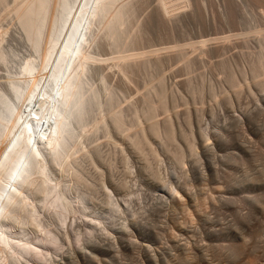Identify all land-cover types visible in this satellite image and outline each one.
<instances>
[{"label": "rangeland", "instance_id": "374dc122", "mask_svg": "<svg viewBox=\"0 0 264 264\" xmlns=\"http://www.w3.org/2000/svg\"><path fill=\"white\" fill-rule=\"evenodd\" d=\"M191 1L189 9L162 19L161 0H145L136 7L137 18L127 23L128 29H139L140 37L136 42L130 39L129 50H167L172 46L173 51H169L171 47L168 52L161 51L162 56L152 58L155 63H132L127 78L110 64L95 72L97 84L101 72L109 77L116 91L113 104L118 102L126 110L127 125L132 124L135 109L141 110L145 99L158 102L155 90L161 89L162 77L171 112L158 110L161 138L148 136L150 145L144 152L118 134L114 135L121 140L118 144L107 141L102 131L90 137V141L100 137V148L93 153L99 168H94L89 157L72 164L89 184H95V190L88 192L89 203L80 206L86 208L87 218L77 213L71 220L70 233L80 234L82 242L76 245L65 240L67 264H231V251H236L238 260H230L235 264H264V210L254 208V199L263 201L264 191L251 186L255 177L264 174V170L258 172L264 168V91L252 72L264 47V32H256L264 30V0ZM3 7L0 3V29L9 30L3 43L8 61L6 66L0 65V89L5 91L14 80L9 77L16 78L22 71L19 61H27L31 51L17 15L6 18ZM201 40L211 44L197 51L194 44ZM180 44L186 46L178 48ZM101 48L108 55L116 51L106 41ZM183 51L192 65L182 60ZM231 74L241 84L239 89L232 88ZM262 78L264 69L258 80ZM188 112L193 116V128L184 118ZM199 113L201 121L197 120ZM167 116L175 125V142L168 141L164 133ZM201 127L206 130L204 137ZM182 133L192 134L195 153L188 150ZM178 148L184 152L183 166L176 162ZM109 159L111 169L106 162ZM228 171L237 177H230ZM239 178L248 179L250 185L240 183ZM70 181L75 198L88 190ZM103 182L108 190L100 188ZM171 186L179 190L177 200L166 195ZM105 191L120 203L119 211L105 213L111 208Z\"/></svg>", "mask_w": 264, "mask_h": 264}, {"label": "bare ground", "instance_id": "6f19581e", "mask_svg": "<svg viewBox=\"0 0 264 264\" xmlns=\"http://www.w3.org/2000/svg\"><path fill=\"white\" fill-rule=\"evenodd\" d=\"M33 1L34 0H13L14 3L13 4L9 0H0V3L4 4L2 11L4 12L5 17L9 18L12 14L15 13L19 19L18 20L19 24L21 25L24 33H26V30L22 23V18L25 17L24 11ZM96 1L97 0H79L76 12L79 10V14L81 15L83 20V29L82 32L80 33V36L82 41L88 46L86 57L90 59L89 71L91 72V76L89 78V82L91 89L95 91L98 95V102H99L98 112L95 115L94 119L84 127L83 135L81 137L79 144L74 147L73 151L68 156L67 159L68 167L65 166V164H62L59 166L58 170L54 168H49V172H48L49 175L47 181H44V179L41 176L35 177L33 184L34 189L31 190H24L23 188L25 174L28 167H30L32 160L35 159L34 158L35 156L43 161L46 160L47 153L49 152L47 146L49 145L51 139L58 132L56 126L60 118V115H58L55 118H51V117H47V114L51 110L57 109V104L59 100L56 99V97L50 93V89H51V80L49 78L51 71L50 67H47V69L45 70H36V71H27L26 69L21 68L22 71L18 73V76L16 78L9 77L12 80L14 79L13 81H10V84L14 82H22L26 84L31 83L33 85L36 84L38 92L32 97L29 103L25 102L16 107V117L12 121L11 127L7 132L6 136L0 140V170L3 164L7 161L8 157L11 156L18 149L19 146L24 145L26 149L29 151V157L18 163L12 180L5 184V187L0 194V198H1L0 218L6 215V213L8 212L9 205L16 195H20L22 197V202H23V206L20 212L15 214L14 217L10 219L9 222H7L6 224L0 225V264H67L66 261L68 260L66 257V252L64 251L65 240H69L72 244L75 243L76 245L82 242V240H80L81 238L80 234L71 235L70 233L71 220L74 217V215H77V213H82L83 219L87 218V215L85 214L86 208L85 207L80 208V206L81 205L85 206L89 203L90 197L88 195V192L92 191L93 193V191L95 190L94 187L95 184L93 185H91L92 183L89 184V181L86 180L85 177L81 175L82 173L80 174V172L76 169V167L71 168L73 167L72 164L80 160L81 157H85V158L89 157L92 160L91 163L94 165L95 168L96 161H94L95 159L93 158L94 156L93 153L95 152L96 149L100 148V145L98 144L100 137L95 139L94 141H90L92 140L90 139V137L94 133H96L97 135V132L102 131L103 132L102 134H104V138L107 141H110L113 144H118L121 140H117L114 137L115 134H118L122 137L123 140L126 139L129 143H131L134 149L144 152L145 147L150 145L148 136H152L157 140L161 138V126L159 125L158 120L156 121V119L158 118V110L162 109L163 111L166 112V114L171 112L165 94L166 91H164V85H162L163 77L159 78V82L161 83L160 84L161 89L155 90V95L158 97V102L156 103L149 98L145 99L142 109L141 110L135 109L133 116L134 120L130 126L127 125L126 123V110L118 102L113 104V100L116 97V91L115 88L111 86V84L109 83L108 81L109 77L107 78V76L101 72L99 74V79H98L99 84L95 82L94 75L97 68L103 69V66L106 64H110L113 68L118 69V71L122 74V76L127 78L129 77L130 74L129 70L132 63H140V64L153 63L154 61L152 60V58L158 57L161 51L168 52L170 47L171 49L169 51H173L172 46H169L167 50H165L164 48L163 50L161 48V50L158 49V50L142 51V52L131 51L128 49V46L130 45L129 44L130 39L133 38V42L134 41L136 42L140 39V37L138 36L139 33L138 27L136 28L138 29L137 31L133 29L135 28V26H133V28L131 27L132 29L131 28L128 29L127 23L130 20L132 21L134 17H136L137 5L144 3L145 0H118L116 2L114 6V10L109 14L108 17V20L112 21L114 18L121 16L120 22L118 23V27L116 29V33L109 37V39L113 41V44H109V46L112 48V46L114 45L116 51H113V53L109 55L106 53L107 50L104 51L105 49L101 47H98V49L95 51L94 50L95 42L98 41V39L102 38L104 34V29L101 27H94V24L92 22V18L96 8L95 7ZM161 4L164 7V14L161 9H159V11L161 18L164 19V17H168V18L173 17L175 16L176 13L189 9L192 6V1L191 0H178V1L161 0ZM0 20L2 21V18ZM256 32L262 34L264 30L259 29V31ZM8 33L9 30H3V31L1 30L0 32V50L1 52L3 51L1 59L4 62L6 61V63L8 61V56L7 53H5V48L3 46V43L5 42ZM216 39L219 40V38ZM216 39H213V41L216 42L217 41ZM196 42L198 43L200 41H196ZM197 43L194 44L197 47H195L191 43H188V45L191 44L189 45V47L194 46V49L196 50L198 49L197 51H200L199 49L201 50L203 48L206 49V47L208 48V44L209 43L211 44V42L208 43V40H203V41L201 40V42L198 45ZM182 46L180 44V46L178 45L177 47L181 48ZM193 51L195 52V50ZM162 53L160 56H162ZM181 53L183 54L182 60L186 63V65L188 66L192 65V60L190 59L189 54L185 53L184 51ZM32 60H34V58L31 55L26 62L29 63ZM263 69H264V47L262 48V51L258 56V58L252 64L253 76L254 79L257 80V84L259 85L261 91H264V81H262V79L264 78H262L261 81H259L258 79L262 76ZM228 79L229 82L231 83L232 88L239 89L241 87V84L236 80L234 75L232 74L229 75ZM154 83L156 82L154 81ZM250 85L251 83L248 86ZM148 87L147 89L149 90ZM0 93L7 95V93L2 89H0ZM197 111L199 112V110ZM184 118L187 125L193 128L192 127L193 116L188 112ZM171 120L168 118V116L164 120L165 123L164 133L168 141L175 142L176 129L174 127L175 125ZM197 120L198 121L202 120V115L200 113L197 116ZM200 134L203 137L206 136V130L203 127L200 128ZM181 135L186 142V146L188 150L191 153H195L196 146L193 141L192 134L188 133L187 135V133H182ZM95 144H98V146H96ZM242 150L243 152H247V151L250 152V150H246L244 148H242ZM175 156H176L177 164L179 166H183L184 164L183 159L185 158H184V152L181 148L177 149ZM102 158L105 160L106 157L105 158L102 157ZM111 161L110 159L106 161L107 164L110 165L109 168L110 167L112 168ZM97 167L99 168V166ZM263 170L264 168L259 170L258 171L259 174ZM57 173H59V175ZM157 173L158 172L154 171L155 177L158 176ZM230 173L231 172H229V175ZM231 175L230 177H237L236 174L235 176H233V173H231ZM256 176L258 177V175ZM102 177H104V174L102 175ZM102 177H100L101 180H103ZM248 177L250 178V175ZM227 178H229V176ZM68 179L71 180L70 182L75 181L78 184L81 183L85 185L88 190L86 192H81L79 194V197L75 198V195L72 192V186L68 184L69 183ZM229 179L228 181H230ZM244 179L240 180L239 178L238 180H240V183H244V182L246 184L251 183V181H249L248 179L245 180ZM254 179L255 180L252 181L251 186L253 185L258 186L264 191L263 172H261L258 178L255 177ZM238 180H236V182H238ZM104 182L102 183V186H100V188L102 187V189L108 190L109 188ZM43 183L47 184L48 190L42 193L44 200H41V197L37 193L39 191L37 190L42 186ZM167 190L168 192L166 193V195L169 196V198L171 199L176 198L177 200V197L175 196L179 194L178 192L179 190L176 189L174 186H171ZM105 196H107V201H106L107 205L111 207L110 209H108L107 206L108 210L105 213H110L112 211L116 212L121 209L120 203L114 199L111 193L105 191ZM262 199L263 201L261 200V198L260 200L259 198L258 200L254 199L255 201H257L254 206V208L257 211L264 210V206L263 204H261L262 202H264V198ZM255 201L252 200V202ZM102 215H104V213H102L101 216ZM218 247H216V251ZM220 247H222L223 249L224 246H220ZM219 252H221V249ZM222 252L225 253L224 251ZM226 252H228V250ZM234 254L232 253V251L230 255L228 253L229 255L228 259L231 264L233 263L235 264L234 259H237V257L234 258ZM230 257L233 259H230ZM185 258L187 259V256ZM230 260L231 261L234 260V261L231 262Z\"/></svg>", "mask_w": 264, "mask_h": 264}, {"label": "built area", "instance_id": "2783aa9c", "mask_svg": "<svg viewBox=\"0 0 264 264\" xmlns=\"http://www.w3.org/2000/svg\"><path fill=\"white\" fill-rule=\"evenodd\" d=\"M173 1H178V0H173Z\"/></svg>", "mask_w": 264, "mask_h": 264}]
</instances>
